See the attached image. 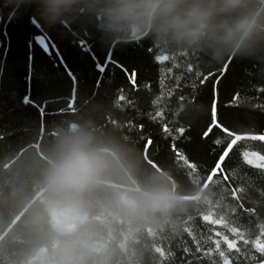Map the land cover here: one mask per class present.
Instances as JSON below:
<instances>
[{"label":"trees","instance_id":"obj_1","mask_svg":"<svg viewBox=\"0 0 264 264\" xmlns=\"http://www.w3.org/2000/svg\"><path fill=\"white\" fill-rule=\"evenodd\" d=\"M254 7L264 14V0ZM93 23L89 0L55 27L45 26L30 5L0 0V264H182L185 243L195 252L189 234L204 248L212 246V231L231 237L230 227L255 239L264 231V160L252 153L264 156V141H237L205 187L199 181L207 179L230 138L219 128L201 137L213 103L230 131L264 134V64L232 55L209 63L198 53L189 71L180 53L197 52L169 51L167 60L158 61L160 53L150 51L155 45L147 39L102 46ZM106 58L134 74L135 87ZM100 65L104 72H97ZM169 68L170 74L163 71ZM210 72L215 77L204 80ZM158 110L163 119H151ZM165 124L168 133L161 131ZM73 125L90 133L105 167L81 202L53 203L42 171ZM135 125L143 127L137 131ZM141 136L151 138L147 154ZM173 143L196 166V180L177 163ZM151 188L173 194L172 210H132L137 194ZM235 188L242 189L237 200ZM52 207L79 211L82 218L70 229L57 227ZM202 215L226 224H209ZM239 247L230 264H256L254 248Z\"/></svg>","mask_w":264,"mask_h":264},{"label":"clouds","instance_id":"obj_2","mask_svg":"<svg viewBox=\"0 0 264 264\" xmlns=\"http://www.w3.org/2000/svg\"><path fill=\"white\" fill-rule=\"evenodd\" d=\"M30 5L48 27L60 21L82 0H10ZM255 0H89L93 27L102 46L127 44L137 38L171 52L195 51L209 63L232 55L264 64V14ZM105 167L90 133L73 125L54 146L42 171L50 202L78 204L99 180ZM175 197L165 188L142 190L132 210L168 212Z\"/></svg>","mask_w":264,"mask_h":264},{"label":"snow or ice","instance_id":"obj_3","mask_svg":"<svg viewBox=\"0 0 264 264\" xmlns=\"http://www.w3.org/2000/svg\"><path fill=\"white\" fill-rule=\"evenodd\" d=\"M87 31V30H86ZM139 40V39H137ZM98 42V41H97ZM99 43V42H98ZM114 46V45H111ZM150 51H156L157 53H160L156 56V59L158 61L160 60H167L168 56L167 55H163L167 52H169L168 50L165 49H161L158 46H155L154 48H150ZM180 56L185 57L186 59L183 62H186L188 64V70L191 71L192 69V61H197L199 59V54L198 53H180ZM107 63L111 62L109 61L107 58ZM228 62H231V58L228 60ZM114 64V66L116 68H118L121 72L125 73V75L128 77V80L130 83L133 84V87H135V79H134V74H129L128 73V69L123 65V64H119L116 62H111ZM227 70V64H224L220 69V75L223 74V72H225ZM105 71V67L103 65H100L97 68V72H104ZM163 71H167L169 74L171 73L172 69H164ZM197 75H199V73H197ZM215 73H208L207 76L204 77V80H207L211 77H215ZM204 81L201 80V83H203ZM213 89H215V82L213 84ZM118 99H122V97H119ZM181 100L184 99L183 96L180 97ZM235 100V97L233 98ZM68 108L71 109L73 108V101L69 100L68 101ZM151 119H156V118H160L163 119V113L162 111L158 110L155 112V116L152 117L150 116ZM128 127H132L131 121L128 122ZM137 131H139L143 125H135ZM213 128H219L220 131L224 132L227 137H229L230 139L227 142V146L223 149V151L220 153V155L218 156V159L216 160L214 166L212 167V169L210 170V173L207 176V179H204L202 181H199V183H202L205 187L208 186L209 182L211 181L212 177L218 172V171H222L221 169V163L224 161L225 156L228 154V152L232 149L233 145L236 144L237 141L241 140V139H247V140H252V141H264V134H259V135H254V134H239L233 131H230L229 129H227L226 127H224L217 119V114H216V108H215V103H213V107H212V119H211V123L209 124L208 128H206L202 134V139L206 136H208L209 132L213 129ZM161 131L168 133L169 132V128L168 126L162 125L161 127ZM179 133L183 132L182 128H178L176 130ZM141 139L145 140L144 143V152L145 154H147V149L148 146L152 143L151 138H144L143 136H141ZM173 139H175V137H173ZM214 143H219V141H214ZM170 149L171 151L175 154L176 158H177V163H183L184 165H186L187 169L189 171H191L193 173V179L196 180V166L189 162L187 160V158L175 147V144H171L170 145ZM252 156L257 160H264V156H260L256 153H252ZM245 161L248 164H252V160L248 159V155L245 154L244 157ZM242 189L241 188H235L232 193V199L237 200L238 196L237 193L241 192ZM241 208H243V205H240ZM247 212H252L253 209L248 208V209H244ZM201 220L204 222H207L209 224L212 225H219V226H224L226 224V221H224L222 218L221 219H213L211 215H202ZM184 231L186 233H190V230L188 228H185ZM229 231L231 233V237L227 234H225L224 232L221 231H212V234L210 237H208V240L211 243V247L208 248H204L201 246V241L200 240H196L194 237H192L189 234V239H192L193 241V245L195 246V252H192L191 249L188 247L187 243H185L182 251H183V256L181 257V262L182 264H191V260H185L184 257H192V259L196 260L199 264V262H201L204 258L208 259V264H230V260L232 259V255L231 254H237V256L239 255V253L241 252V249L239 247L240 244L243 245H251L254 250L255 253L259 254V258L256 260V264H264V231H261L259 233V235H257L255 237V239H250L247 238L244 234V232L241 229H238L236 227H230ZM203 240V237L201 238ZM196 253H200L201 255L197 256Z\"/></svg>","mask_w":264,"mask_h":264},{"label":"rangeland","instance_id":"obj_4","mask_svg":"<svg viewBox=\"0 0 264 264\" xmlns=\"http://www.w3.org/2000/svg\"><path fill=\"white\" fill-rule=\"evenodd\" d=\"M50 214L54 225L65 229H70L72 223L80 221L82 218L79 211L61 207H52Z\"/></svg>","mask_w":264,"mask_h":264}]
</instances>
